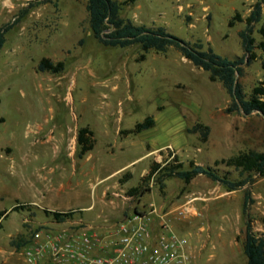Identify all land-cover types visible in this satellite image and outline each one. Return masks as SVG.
Instances as JSON below:
<instances>
[{
  "label": "rangeland",
  "instance_id": "374dc122",
  "mask_svg": "<svg viewBox=\"0 0 264 264\" xmlns=\"http://www.w3.org/2000/svg\"><path fill=\"white\" fill-rule=\"evenodd\" d=\"M256 1L137 0L120 17L233 60L243 55L245 23L228 22L235 13L245 19ZM86 2L0 0V28L18 20L0 50V210L10 209L0 219V264H28L24 249L42 228L80 223L102 231L151 209L153 234L163 225L186 238L190 264H246L243 201L249 191L248 219L264 234V176L233 191L202 175L163 185L161 172L144 178L176 156L185 169L194 163L241 181L246 175L225 161L264 153V118L228 112L221 83L173 48L142 59L137 44L104 46L92 36ZM254 52L238 78L245 93L264 82V52ZM42 59L62 70L38 71ZM147 117L150 129L129 133ZM197 123L209 128L206 137L188 131ZM81 128L91 132L92 149L79 157ZM70 211L63 222L49 213Z\"/></svg>",
  "mask_w": 264,
  "mask_h": 264
},
{
  "label": "trees",
  "instance_id": "16d2710c",
  "mask_svg": "<svg viewBox=\"0 0 264 264\" xmlns=\"http://www.w3.org/2000/svg\"><path fill=\"white\" fill-rule=\"evenodd\" d=\"M136 1L87 0L86 10L92 36L104 46L126 48L137 44L142 51L140 56L142 59L149 51L165 53L169 48H173L194 67L207 72L210 81L221 83L231 99V106L227 109L228 112H240L245 116L258 113L264 118V82L252 87L249 93H245L238 83V78L244 74V67L250 65L255 59L254 50L257 48L264 52V0H257L252 5L245 19L235 13L229 20V26H232L234 21H243L245 23V28L239 33L243 55L233 60L221 57L214 53L211 48L203 50L201 44L196 43L190 46L166 32L164 28L135 25L130 20L121 18L120 11L122 8L134 4ZM17 22L18 20H15L0 28V50L5 42L4 35ZM259 23H262L257 29L260 40L256 43L252 34L255 26ZM62 67L63 64L61 62L53 64L48 59H42L37 69L41 72L58 73L62 70ZM262 69L264 71V61L262 62ZM152 126L153 118L147 117L142 122L137 123L129 133L137 134L150 129ZM188 131L191 133L199 132L206 137L209 128L197 123ZM86 135H91L87 128L79 129L77 134V143L81 147L78 154L79 157H82L87 151L92 149V145L88 143ZM225 163L240 170V173L242 175L245 174L246 178L237 182L231 181L227 177L219 175L211 167L194 163H190L189 168L185 169L175 156L173 163L168 162L164 166L153 164L144 179L149 180L153 175L161 172L157 179L163 185L168 178L175 177L188 183L196 176L202 175L213 182L219 183L228 191H233L243 187L247 182H254L257 177L264 176V153L249 151L232 157L226 160ZM136 189L134 188L132 191H136ZM251 203H253V200L250 192L246 191L243 201V214L246 216L243 254L246 258V264H264V234L255 233L248 219L247 210ZM49 213L55 221L63 222L73 212ZM6 215L5 211H0V219L6 217Z\"/></svg>",
  "mask_w": 264,
  "mask_h": 264
},
{
  "label": "built area",
  "instance_id": "2783aa9c",
  "mask_svg": "<svg viewBox=\"0 0 264 264\" xmlns=\"http://www.w3.org/2000/svg\"><path fill=\"white\" fill-rule=\"evenodd\" d=\"M152 213L134 214L102 231L80 223L42 228L23 254L28 264H190L187 239L163 225L153 234Z\"/></svg>",
  "mask_w": 264,
  "mask_h": 264
},
{
  "label": "crops",
  "instance_id": "0c3cea01",
  "mask_svg": "<svg viewBox=\"0 0 264 264\" xmlns=\"http://www.w3.org/2000/svg\"><path fill=\"white\" fill-rule=\"evenodd\" d=\"M2 210H7L6 213H8L10 209H2ZM2 210H0V211H2ZM1 219H2V218H1ZM0 246H1V245H0ZM0 249H1V247H0Z\"/></svg>",
  "mask_w": 264,
  "mask_h": 264
}]
</instances>
